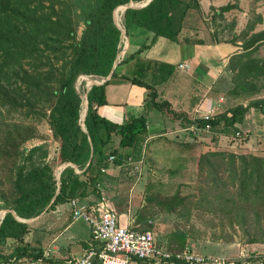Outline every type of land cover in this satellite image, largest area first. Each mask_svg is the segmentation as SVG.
I'll return each mask as SVG.
<instances>
[{"label": "trees", "instance_id": "1", "mask_svg": "<svg viewBox=\"0 0 264 264\" xmlns=\"http://www.w3.org/2000/svg\"><path fill=\"white\" fill-rule=\"evenodd\" d=\"M128 1L0 0V209L14 210L21 218L38 215L55 195V169L62 163L67 164L59 174V192L46 210L72 197H84L91 191L99 194L96 184L101 168L109 163L110 154L115 156L112 159L115 165L126 162L128 157L136 161L143 156L148 134L147 112L126 116L120 123L105 117L101 110L108 103L105 85L109 82L126 81L151 88L146 107H157L178 120L179 127L209 123L214 133L236 136L239 131L245 138L249 132L240 131L239 126L247 113L264 119V96L246 103L237 102L207 119L191 118L173 109L167 99H156L154 84L143 77L147 70L156 69L163 72L164 80L172 73L173 65L140 58L142 48L148 47L159 35L187 47L218 39L216 33L193 25L200 18L194 10L202 14L200 0H150L140 7H127L122 12L120 6L116 10L117 19L122 13L121 23L128 36L139 27L149 32L151 38L129 56L135 58L132 72L116 69L128 57L121 58L108 79L88 88L84 129L80 121L81 92L89 80L81 91L80 83L84 78L80 80V75L104 77L109 73L123 44L113 11ZM235 2L210 6L213 18H223L222 13L237 6ZM256 20L261 21V16L257 15ZM80 22L83 26L78 32ZM254 25L255 20L248 19L243 28L227 38L238 46L228 58L233 83L228 91L234 96L250 95L264 86V57L258 54L264 44V28L256 29ZM138 61L141 62L137 65ZM9 112H18L31 121H7ZM40 121L50 128L52 139L57 142L50 157L46 141L21 147L35 136ZM113 134L119 135L118 147L125 150L104 149ZM212 139V144L207 143L206 148L199 150L196 171L199 182L194 189L166 198L147 195L150 203L140 207L135 227L151 230L149 216L155 215L151 205L154 200L160 209L175 211L185 216L187 222L193 211L198 215L223 214L229 217L230 224L233 222L247 234L248 241L263 238L264 152L220 148L216 145L217 138ZM196 146L193 142L190 152H194L192 149ZM75 165L82 170L77 172ZM11 210L5 212L0 222V264H25L39 258L48 264L65 260L45 256L40 245L28 242L25 237L30 223L17 218ZM186 238V231L176 228L169 233L170 242L167 240L169 243L164 244L182 248ZM172 239L178 244L171 242ZM83 244L88 247V243ZM172 259L174 262L168 264H187L184 259L175 256Z\"/></svg>", "mask_w": 264, "mask_h": 264}, {"label": "crops", "instance_id": "2", "mask_svg": "<svg viewBox=\"0 0 264 264\" xmlns=\"http://www.w3.org/2000/svg\"><path fill=\"white\" fill-rule=\"evenodd\" d=\"M228 1L235 2V0ZM228 1L210 0L207 5H209L210 9V6L218 7ZM238 7L237 1V6L233 8ZM202 8L201 5V12L203 13ZM150 38L151 34L145 29L134 28L128 36V43L120 56V59L128 58L126 61L118 64L116 69L121 72H132L134 70L132 66L134 65L135 58L129 56L136 52L143 42L148 43ZM239 42L237 41V43ZM237 49V44L227 38L187 47L177 41L159 35L148 47L142 48L138 56L147 60L167 62L173 65V67L177 66V73L172 72L164 80H162L163 72L156 69L153 71L147 70L143 79L154 84L157 91V100L167 99L173 109L183 111L191 118H201L203 113H217L231 106L229 101L232 100L226 102L228 97L226 90H228L231 82L228 58ZM140 62L138 61L137 65ZM181 63L186 64L180 66ZM153 65L154 63H151V68H154ZM150 91L151 88L137 83L126 81L109 82L105 85L108 103L102 107L101 113L108 119L120 123L126 116H137L146 111L148 120L146 143L149 140L157 143L169 140L174 143L175 149L183 153V156L187 152L192 154L190 147L193 143V134L186 129L187 126L179 127L178 120L172 119L155 106L146 107ZM229 96L233 97V100L239 98V96ZM45 127L48 128L46 124ZM49 132L51 133L50 128ZM204 132H202L203 135L205 134ZM40 138L39 140L41 141L39 142H43L44 139ZM118 141L119 135L113 134L111 141L107 143L106 151L115 147L119 148ZM52 143L57 147L55 140ZM119 149L120 151L125 150V148ZM143 150V156L139 158L141 160L140 169L145 158L148 155L152 156L151 152H147V146L146 148L144 146ZM131 166L133 165L127 161H124L120 165H115L112 159H109L108 165L104 167L105 169L100 170V179L96 184L99 194L91 191L84 197H75H78L79 201L86 205L93 204L104 197L111 205L118 209L116 201L118 199L117 194L119 193L120 184L127 182V180L132 181V176L130 177L126 171ZM75 170L80 172L82 169L75 165ZM69 200L58 203L54 208L46 210L50 202L37 217L27 221L30 223V230L25 239L32 245H40L44 251H47L51 256L56 258L65 259L67 257L80 256L86 248L83 243H88L89 241V225L82 218H74L72 216ZM126 217V224L137 228L133 224L134 219L131 215L127 213ZM39 224L40 226H38Z\"/></svg>", "mask_w": 264, "mask_h": 264}, {"label": "rangeland", "instance_id": "3", "mask_svg": "<svg viewBox=\"0 0 264 264\" xmlns=\"http://www.w3.org/2000/svg\"><path fill=\"white\" fill-rule=\"evenodd\" d=\"M208 1L210 0H200L203 13L201 14L200 11L194 10L195 15L200 18L196 19L197 21L193 25H199V27L205 30L216 33L215 36L218 40L231 37L234 31L238 32L244 27L248 19L255 20L254 27L256 29L264 27V0H235L236 2L238 1L239 7L222 13L224 17L220 20L213 18V9H209V5H207ZM257 15L261 16V21L256 20ZM118 18L121 23V12ZM82 26L83 24L80 22L78 32ZM210 36L207 37L209 38ZM258 54L264 57V44L260 47ZM177 71L178 67H173L172 72L177 73ZM229 76L231 81V71H229ZM95 78L100 79V76H95ZM85 84L86 81L83 79L82 83H80L81 91L84 90ZM232 85L231 81L229 88ZM228 90H226V95L228 96L226 102L232 100L229 101L230 105L241 101L246 103L252 98L264 96V86L259 91H255L250 95H241L235 100L229 96L232 94ZM6 119L10 122L31 121L30 118L23 117L18 112H9ZM244 120L246 121L240 124L239 129L240 131L247 130L249 132L245 138L244 134L241 133L235 136L220 132L214 133L211 130H207V132L199 130L192 135L193 142L197 144L192 149L194 152L192 154L187 152L184 155L185 157L183 153L175 149L172 141L167 140L163 143H157L149 140L145 143L147 152H151L152 156L148 155L145 158L141 169H134L133 166L126 169L130 177L132 176V181L127 180V182L120 184L119 193L117 194L118 199L116 201L119 212L118 222L125 225L127 222L126 214L128 213L134 219L133 224H135V216L139 213L140 207L150 203V199L146 198L147 195H161V198H166L167 195L177 192L180 194L191 192L199 182L198 174L196 173L199 150L206 148L205 144L207 143L212 144L214 142L212 137L217 138L216 145L220 148L223 147L235 151L250 150L264 152V119L255 115V113H247ZM36 126L35 136L23 142L21 147L28 148L34 144H38L41 141L39 137H41L40 139H44L43 141L48 143L50 150L48 156L50 157L54 154L56 146L52 143L53 139H50L52 136L49 128L45 127L43 121L37 123ZM202 132L205 134L203 135ZM107 145H105L104 149ZM151 205L155 214L154 216H149L151 231L158 241L162 243L170 242L168 239L170 231L180 228L187 233L186 243L199 252L215 256H228L234 259L237 264H264V235L261 240L250 242L247 240V234L233 222L230 224L229 217L223 214L203 213L198 215L193 211L187 222L185 216H181L175 211L160 209L154 200ZM171 242L178 244L177 240ZM29 264L39 263L32 262Z\"/></svg>", "mask_w": 264, "mask_h": 264}, {"label": "built area", "instance_id": "4", "mask_svg": "<svg viewBox=\"0 0 264 264\" xmlns=\"http://www.w3.org/2000/svg\"><path fill=\"white\" fill-rule=\"evenodd\" d=\"M185 64L181 63L180 66ZM212 114V112L203 113L201 118L207 119ZM186 129L194 134L199 130H209L210 124L200 126L192 123ZM236 134H239V131H236ZM114 157L113 154L109 155L110 160ZM127 162L132 163L134 169L140 168L139 159L134 161L128 157ZM69 204L72 216L82 218L89 225L88 247L80 256L67 257L56 264H168L174 262L173 256L184 259L187 264H236V261L228 256L199 252L188 243L182 248H176L173 244L159 243L151 230L120 224L117 209L104 197L88 205L81 203L78 197H73L69 200ZM44 255L50 254L44 251ZM34 262L48 264L41 258ZM13 264L18 263L13 262Z\"/></svg>", "mask_w": 264, "mask_h": 264}, {"label": "water", "instance_id": "5", "mask_svg": "<svg viewBox=\"0 0 264 264\" xmlns=\"http://www.w3.org/2000/svg\"><path fill=\"white\" fill-rule=\"evenodd\" d=\"M149 1H150V0H141V1L129 0L128 2H125V3L120 4V5H118V6L115 7V9H114V11H113V18H114V21H115L116 25L121 29L122 40L124 41V43H123L121 49L118 51L117 56H116V58H115V60H114V62H113V65H112V67H111L109 73H108L106 76L102 77L101 79H89V81H88V83H87V87H86V89H85L83 92H81V97H82V104H83V107H82V110H81L80 121H81V125L83 126L84 129H85V127H84L83 119H84V117H85V115H86L87 108H88V99H87V90H88V88H89L93 83H100V82H103V81H105L106 79H108V78L111 76L112 72L114 71L115 66L117 65V62H118L119 59H120V56H121V54H122V51L125 49V47H126V45H127V43H128V35L126 34L125 28H124V26H122V24H120V22H119L118 19L116 18V15H115L116 12H117L116 10L118 9V7L121 6V7L123 8V9H122V12H123L124 9L127 8V7H140V6H143V5L147 4ZM90 75H91V74H81L80 76H83V77L86 79L87 77H90ZM77 81H78V78L76 79V87H77V89H79V86H78V84H77ZM91 156H92V152H91L90 157H89V159H88L89 161H90V159H91ZM66 164H67V163H62V164H60L59 166H57L56 169H55V173H56V175H57V183H58V186H57V189H56V193H58V191H59V183H60V180H59V172H60V170H61ZM56 193H55V195H56ZM55 195L52 197V199H51L50 202L53 201V199L55 198ZM8 210H11V209H9V208H3V209L0 210V222H1V219H2V217L4 216L5 212L8 211ZM11 211H12L13 213H15L14 210H11ZM39 214H40V213H39ZM39 214H38V215H39ZM15 215H16V213H15ZM38 215H36V216H34V217H30V218H21V217H19L18 215H16V216H17V218H19V219H21V220H23V221H30V220L34 219L35 217H37Z\"/></svg>", "mask_w": 264, "mask_h": 264}, {"label": "bare ground", "instance_id": "6", "mask_svg": "<svg viewBox=\"0 0 264 264\" xmlns=\"http://www.w3.org/2000/svg\"><path fill=\"white\" fill-rule=\"evenodd\" d=\"M81 78H84V77L81 76V77H80V80H81ZM94 78H95V75H92V74H91L90 77H87L86 79H85V78H84V79H85V81H87V80H89V79H94ZM78 86H79V83H78Z\"/></svg>", "mask_w": 264, "mask_h": 264}, {"label": "clouds", "instance_id": "7", "mask_svg": "<svg viewBox=\"0 0 264 264\" xmlns=\"http://www.w3.org/2000/svg\"><path fill=\"white\" fill-rule=\"evenodd\" d=\"M237 264V263H236Z\"/></svg>", "mask_w": 264, "mask_h": 264}]
</instances>
